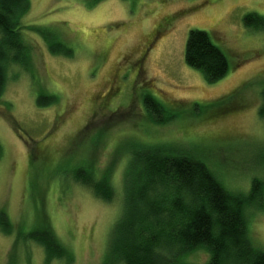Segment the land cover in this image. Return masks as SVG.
Returning a JSON list of instances; mask_svg holds the SVG:
<instances>
[{
    "label": "rangeland",
    "instance_id": "374dc122",
    "mask_svg": "<svg viewBox=\"0 0 264 264\" xmlns=\"http://www.w3.org/2000/svg\"><path fill=\"white\" fill-rule=\"evenodd\" d=\"M252 12L264 18V0H29L27 63L7 61L0 95V216L9 228H0V264H117L111 239L139 173L130 158L142 161L155 144L202 162L234 193L258 179L262 195L248 194L245 209L252 247L264 250V25L246 26ZM191 29L232 54L222 79L187 65ZM237 91L243 109L211 116ZM208 258L199 249L165 264Z\"/></svg>",
    "mask_w": 264,
    "mask_h": 264
},
{
    "label": "trees",
    "instance_id": "16d2710c",
    "mask_svg": "<svg viewBox=\"0 0 264 264\" xmlns=\"http://www.w3.org/2000/svg\"><path fill=\"white\" fill-rule=\"evenodd\" d=\"M28 8L29 0H0V95L7 80V61L27 63V53L21 56L26 47L20 28ZM244 21L246 26L254 22L264 25V18L253 12ZM46 33L54 34L51 29ZM211 35L205 30L191 29L185 61L199 69L209 82H215L228 73V54H232L217 43L219 38ZM239 93H231L230 101L214 109L211 116L243 109L245 102L243 105L236 100ZM260 95L259 114L263 117L264 89ZM144 103L160 119L155 100L148 96ZM149 147L142 161H138L137 154L130 158L129 168L134 166L139 173L128 187L126 207L111 239L117 264H165L179 254L199 249L209 254L206 264H264V250L252 247L247 229L250 219L245 209L248 194L256 198L262 195L259 180H253L248 194L234 193L202 162L162 151L156 144ZM94 180L96 190L103 189L98 185L100 181ZM97 194L100 195L98 190ZM0 228L9 230L2 216ZM39 240L47 252L51 242L47 238Z\"/></svg>",
    "mask_w": 264,
    "mask_h": 264
}]
</instances>
